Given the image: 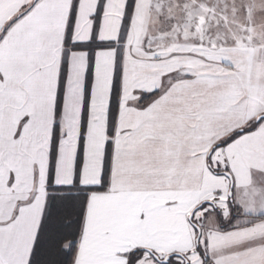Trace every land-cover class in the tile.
Here are the masks:
<instances>
[{
    "label": "snow or ice",
    "instance_id": "6c2138e0",
    "mask_svg": "<svg viewBox=\"0 0 264 264\" xmlns=\"http://www.w3.org/2000/svg\"><path fill=\"white\" fill-rule=\"evenodd\" d=\"M0 264H264V0H0Z\"/></svg>",
    "mask_w": 264,
    "mask_h": 264
}]
</instances>
